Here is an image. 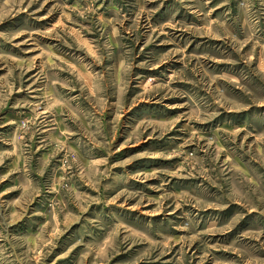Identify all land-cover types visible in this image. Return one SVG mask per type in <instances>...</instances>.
<instances>
[{
	"label": "rangeland",
	"instance_id": "rangeland-1",
	"mask_svg": "<svg viewBox=\"0 0 264 264\" xmlns=\"http://www.w3.org/2000/svg\"><path fill=\"white\" fill-rule=\"evenodd\" d=\"M0 264H264V0H0Z\"/></svg>",
	"mask_w": 264,
	"mask_h": 264
}]
</instances>
